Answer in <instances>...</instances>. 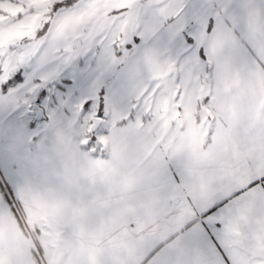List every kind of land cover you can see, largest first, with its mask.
I'll return each mask as SVG.
<instances>
[{"label":"snow or ice","instance_id":"6c2138e0","mask_svg":"<svg viewBox=\"0 0 264 264\" xmlns=\"http://www.w3.org/2000/svg\"><path fill=\"white\" fill-rule=\"evenodd\" d=\"M0 264H264V0H0Z\"/></svg>","mask_w":264,"mask_h":264}]
</instances>
